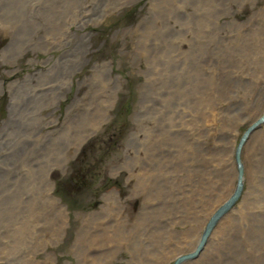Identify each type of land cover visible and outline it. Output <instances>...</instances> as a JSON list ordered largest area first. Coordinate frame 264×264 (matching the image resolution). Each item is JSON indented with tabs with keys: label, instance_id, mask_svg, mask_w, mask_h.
<instances>
[{
	"label": "rangeland",
	"instance_id": "1",
	"mask_svg": "<svg viewBox=\"0 0 264 264\" xmlns=\"http://www.w3.org/2000/svg\"><path fill=\"white\" fill-rule=\"evenodd\" d=\"M263 114L264 0H0V264H172ZM241 161L181 264H264V123Z\"/></svg>",
	"mask_w": 264,
	"mask_h": 264
},
{
	"label": "water",
	"instance_id": "2",
	"mask_svg": "<svg viewBox=\"0 0 264 264\" xmlns=\"http://www.w3.org/2000/svg\"><path fill=\"white\" fill-rule=\"evenodd\" d=\"M264 123V114L258 118L254 123H252L242 134L241 138L239 139V142H237V146L234 149V164L236 166L237 170V183L236 187L232 193V195L229 196V199L226 201V203L222 206H219V208L213 213L210 219L208 220L201 236L200 240L198 241L195 250H193L190 253L181 255L177 257L172 264H181L183 261L191 260L197 256V254L200 252V250L203 248L204 244L208 240L210 233L212 231V228L216 226L218 221L220 220V217H222L225 213L229 211L231 206H233L238 198L240 197V194L242 193L243 187H244V182H243V175H244V168L243 164L241 161V150L248 141L249 136L258 129V127ZM56 178L58 177V174L55 176Z\"/></svg>",
	"mask_w": 264,
	"mask_h": 264
},
{
	"label": "bare ground",
	"instance_id": "3",
	"mask_svg": "<svg viewBox=\"0 0 264 264\" xmlns=\"http://www.w3.org/2000/svg\"><path fill=\"white\" fill-rule=\"evenodd\" d=\"M57 45H58L57 47H61V46H62V44H57ZM30 76H31V75H30ZM106 106H107V105H106ZM102 116H104V113L102 114ZM101 121H102V120H100L98 124H100ZM100 125H101V124H100ZM94 129H95V128H94ZM92 132H93V131H92ZM92 132H89V134L92 133ZM89 134H88V135H89ZM88 135L83 136V138H81V139L79 140V143H78V144L80 145V143H81L82 141H84V139H86V137H87ZM82 139H83V140H82ZM244 145H245V144H244ZM68 161H69V160H68ZM68 161H65V164H64L62 167H60V168H61V169L65 168V166H67L66 164H67ZM233 163H234V162H233ZM241 164H242V163H241ZM234 165H235V164H234ZM243 168H244V166H243ZM235 170H236V168H235ZM237 179H238V178H237V170H236V183H237ZM244 180H245V177H244V175H243V182H244ZM235 187H236V184H235ZM235 187H234V189H235ZM50 191H51V190H50ZM233 191H234V190H233ZM111 192H112V191H111ZM232 193H233V192H232ZM232 193H231L230 195H232ZM242 193H243V190H242ZM242 193L240 194V197H241ZM230 195H229V196H230ZM110 197H111L112 199H115V198H116V197L113 195V193L110 194ZM240 197H239V198H240ZM52 198H53V197H52ZM239 198H238V200H239ZM53 199L55 200V198H53ZM228 199H229V197H228L225 201H223L219 206L224 205ZM238 200H237V201H238ZM237 201H236V203H237ZM56 202H57V201H56ZM236 203H235L233 206H231V208L229 209V211L232 209V207H234V206L236 205ZM58 205H60V204L58 203ZM219 206L217 207V209L219 208ZM227 213H228V212H227ZM227 213H225L222 217H225V215H226ZM212 215H213V214H212ZM212 215H211V216H212ZM211 216H210V217H211ZM222 217H220V220H219V221H221ZM209 219H210V218H209ZM219 221H218V222H219ZM207 222H208V221H207ZM207 222H206V224H207ZM206 224H205V226H206ZM217 224H218V223H217ZM217 224H216V225H217ZM205 226H204V228H205ZM204 228H203V230H204ZM214 228H215V227H214ZM203 230H202V232H203ZM213 230H214V229L212 228V231H211V233H210V236H209L208 240L206 241V243L204 244V246H203V248L200 250V252L197 254V256H200V255L202 254V251L205 249L206 244H207V243L209 242V240L211 239L210 237H211V234H212ZM201 234H202V233H201ZM201 234H200V236H201ZM199 240H200V237H199ZM199 240H198V241H199ZM197 243H198V242H197ZM196 245H197V244H196ZM195 247H196V246H195ZM195 247H194V250H195ZM192 251H193V250H192ZM192 251H191V252H192ZM189 253H190V252H189ZM182 255H184V254H182ZM179 256H181V255H179ZM179 256H177V257H179ZM197 256H196V257H197ZM177 257H176V258H177ZM196 257H195V258H196ZM176 258H174L173 260H175ZM193 259H194V258H193ZM188 261H189V260H188ZM183 262H184V261H183Z\"/></svg>",
	"mask_w": 264,
	"mask_h": 264
}]
</instances>
